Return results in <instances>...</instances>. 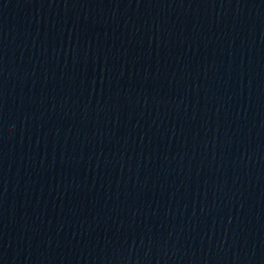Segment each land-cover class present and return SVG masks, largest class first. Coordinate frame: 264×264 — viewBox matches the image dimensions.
<instances>
[{"label": "water", "instance_id": "water-1", "mask_svg": "<svg viewBox=\"0 0 264 264\" xmlns=\"http://www.w3.org/2000/svg\"><path fill=\"white\" fill-rule=\"evenodd\" d=\"M0 264H264V0H0Z\"/></svg>", "mask_w": 264, "mask_h": 264}]
</instances>
